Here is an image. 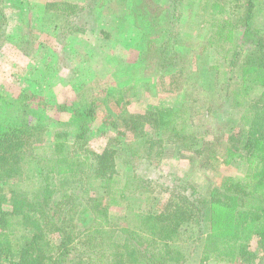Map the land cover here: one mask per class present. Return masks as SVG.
Here are the masks:
<instances>
[{
  "label": "trees",
  "instance_id": "1",
  "mask_svg": "<svg viewBox=\"0 0 264 264\" xmlns=\"http://www.w3.org/2000/svg\"><path fill=\"white\" fill-rule=\"evenodd\" d=\"M97 2L65 6L67 25L86 30ZM3 4L0 0V18L5 17ZM151 7L154 12L159 8ZM200 7L203 25L219 22L202 52L222 47L227 53L225 81L211 106L235 116L227 129L224 121L219 123L218 131L228 135L209 127L200 133L196 117L185 107L123 119L121 133H131L145 145L143 155L130 159L131 167H153L154 179L144 173L140 179L164 181L171 190L158 210L135 208L128 202L130 184H121L115 152L95 147L97 134L83 122L96 120L98 105L84 101L72 109L81 130L72 143L68 132L57 135L53 157L40 161L42 185L29 197L20 187L23 153L41 141L47 126L31 118L30 93H20L18 121L0 119V264H183L181 243L200 254V264H256L254 242L264 254V0H200ZM159 130L190 164L240 162L244 176L224 178L206 197L194 185L159 173L160 165L151 164L163 151L164 137L155 134ZM132 177L135 185L138 178ZM56 180L67 191L55 187ZM126 203V226L115 241L109 210Z\"/></svg>",
  "mask_w": 264,
  "mask_h": 264
},
{
  "label": "rangeland",
  "instance_id": "2",
  "mask_svg": "<svg viewBox=\"0 0 264 264\" xmlns=\"http://www.w3.org/2000/svg\"><path fill=\"white\" fill-rule=\"evenodd\" d=\"M86 1L4 0L5 17L0 18V22L5 21L0 24V119L17 122L21 116L19 94L29 92L31 118L47 126L41 141L23 153L21 190L32 197L40 188L41 159L53 157L59 133L68 132L69 143L73 142L81 128L72 109L87 101L98 105V113L96 120L83 122L97 134L95 147L115 152L121 184L131 186L129 204L158 210L171 190L164 181L145 183L140 179L142 173L155 178L153 167L144 165L135 171L129 164L134 154L143 155L145 145L131 133H121L119 126L129 116L185 107L196 117L200 133L208 127L223 135L228 133L218 131L219 123L224 121L227 129L235 116L229 117L222 109L214 111L211 106L225 81L228 64L223 58L227 53L222 47H218L219 52H202L219 22L215 26L202 24L206 18L200 13V0H97L88 28L76 31L67 25L62 11L65 6L84 5ZM151 6L159 7L156 13ZM238 82L236 78L232 85ZM60 106H66L65 110ZM146 131H150L148 125ZM156 133L165 142L162 155L151 164H159V173L175 176L183 185H194L206 197L214 195L224 178L245 174L246 167L240 162L230 166L190 164L180 158L166 134L161 130ZM133 175L138 178L135 185L130 183ZM54 184L67 191L60 181ZM109 211L111 237L120 241L127 203ZM177 247L186 256L183 264H200V254L192 253L190 245ZM252 249L257 254L256 264H264V254L255 242Z\"/></svg>",
  "mask_w": 264,
  "mask_h": 264
}]
</instances>
